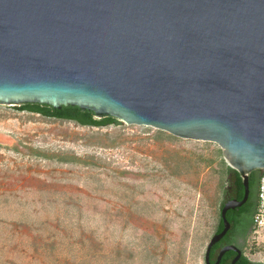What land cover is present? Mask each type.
Returning a JSON list of instances; mask_svg holds the SVG:
<instances>
[{"label": "water", "instance_id": "water-1", "mask_svg": "<svg viewBox=\"0 0 264 264\" xmlns=\"http://www.w3.org/2000/svg\"><path fill=\"white\" fill-rule=\"evenodd\" d=\"M76 106L212 142L242 180L264 170V0H0V105Z\"/></svg>", "mask_w": 264, "mask_h": 264}, {"label": "rangeland", "instance_id": "rangeland-1", "mask_svg": "<svg viewBox=\"0 0 264 264\" xmlns=\"http://www.w3.org/2000/svg\"><path fill=\"white\" fill-rule=\"evenodd\" d=\"M18 107L0 105V264H204L228 186L217 144Z\"/></svg>", "mask_w": 264, "mask_h": 264}, {"label": "trees", "instance_id": "trees-1", "mask_svg": "<svg viewBox=\"0 0 264 264\" xmlns=\"http://www.w3.org/2000/svg\"><path fill=\"white\" fill-rule=\"evenodd\" d=\"M18 109L20 111H27L29 113H35L42 117H46V118H50L54 120L73 122L77 125L85 126V127H106L110 125H118L120 123L116 119L110 116H105L101 119H96L94 117L93 112L88 111V110H81L80 108L76 106H68V107H61L60 109H54L53 107L48 106V105L27 103V104H22L21 106L18 107ZM37 157H39V155H34V158H37ZM43 157H45L48 160H53L52 157H47V156H43ZM73 159L66 161L63 156H57L54 159V161H56L57 163L65 164V163H73L74 162ZM220 168H221V173L227 178L226 181L228 183V186L223 191V197L225 199L226 198H237L238 200H240L243 196V186H242L241 177L235 170L228 167L223 161V159L220 162ZM259 178H260L259 171H253L252 173L249 174L250 191H251V188L255 186V184L258 185ZM250 198L251 199L253 198L251 196V193H250ZM220 208L221 206L219 207V210H218V219H217V224L214 230V234L221 232L223 228L222 221L220 218ZM244 210L245 208L243 205L242 207H240V211H244ZM255 210H256V204H255L254 211L251 213L247 224L242 226V228L240 229L241 240H244V238L247 236L248 232L250 231ZM225 217H226L227 222L230 225V228L228 232L226 233V235L211 248L210 250L211 263L215 262L218 252L223 246L233 243L232 236L234 233V229L236 228L238 224L236 209L227 211ZM239 245L240 244H238V246ZM234 257H235V254L233 252H227L223 255L219 264H231V261ZM235 264H261V263L250 261L242 253L241 257Z\"/></svg>", "mask_w": 264, "mask_h": 264}, {"label": "built area", "instance_id": "built-area-1", "mask_svg": "<svg viewBox=\"0 0 264 264\" xmlns=\"http://www.w3.org/2000/svg\"><path fill=\"white\" fill-rule=\"evenodd\" d=\"M249 236L254 245L258 246L261 243L263 255L257 258L255 262L264 264V170L260 173L257 185L256 210L253 215Z\"/></svg>", "mask_w": 264, "mask_h": 264}, {"label": "flooded vegetation", "instance_id": "flooded-vegetation-1", "mask_svg": "<svg viewBox=\"0 0 264 264\" xmlns=\"http://www.w3.org/2000/svg\"><path fill=\"white\" fill-rule=\"evenodd\" d=\"M231 199H237V198H226V199L224 198V201L222 203H224L228 200H231ZM255 204H256V198L254 197L251 199L250 194H249V198H248L247 202L244 204L245 210L240 211V208L236 209L238 224H237L236 228L234 229V233L232 236L233 243H230L227 245L237 246L239 244V241L241 240L240 229L242 228V226L247 224L251 213L254 211Z\"/></svg>", "mask_w": 264, "mask_h": 264}]
</instances>
